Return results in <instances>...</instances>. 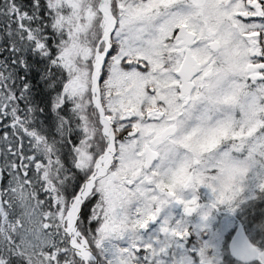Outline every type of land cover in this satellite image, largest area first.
I'll list each match as a JSON object with an SVG mask.
<instances>
[{
    "label": "snow or ice",
    "instance_id": "1",
    "mask_svg": "<svg viewBox=\"0 0 264 264\" xmlns=\"http://www.w3.org/2000/svg\"><path fill=\"white\" fill-rule=\"evenodd\" d=\"M0 264H264V0H0Z\"/></svg>",
    "mask_w": 264,
    "mask_h": 264
}]
</instances>
